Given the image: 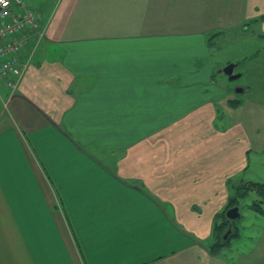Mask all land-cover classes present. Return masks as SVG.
Wrapping results in <instances>:
<instances>
[{"label":"crops","instance_id":"0c3cea01","mask_svg":"<svg viewBox=\"0 0 264 264\" xmlns=\"http://www.w3.org/2000/svg\"><path fill=\"white\" fill-rule=\"evenodd\" d=\"M263 12L59 0L40 13L16 89L0 86V264H248L210 250L251 147L223 123L206 35Z\"/></svg>","mask_w":264,"mask_h":264},{"label":"rangeland","instance_id":"374dc122","mask_svg":"<svg viewBox=\"0 0 264 264\" xmlns=\"http://www.w3.org/2000/svg\"><path fill=\"white\" fill-rule=\"evenodd\" d=\"M27 1L32 8L44 14L45 9L51 10L59 0ZM246 21L245 24L224 28L231 31L207 34L206 41L208 61L214 67L212 84H217L219 90L223 91L217 99L220 114L227 117L223 123L238 121L248 132L251 147L246 154L243 173L231 177L227 182L231 189L233 185L237 186L235 190L232 189V193L234 197L237 196L236 206L240 216L233 221L238 234L230 238L229 247L224 248L223 252L234 258L246 257L250 260L248 264H264V215L251 208L260 198L253 190H248L251 186L246 181L264 183V14ZM198 62L203 66V60ZM228 63L236 64L235 73H241V77L233 82H228L225 76L217 73ZM237 88L245 92L236 94ZM243 187L247 188V192L240 196ZM261 206L264 209V205ZM223 220L220 217L217 224ZM226 231H223L222 239ZM231 231L234 229L231 228Z\"/></svg>","mask_w":264,"mask_h":264},{"label":"built area","instance_id":"2783aa9c","mask_svg":"<svg viewBox=\"0 0 264 264\" xmlns=\"http://www.w3.org/2000/svg\"><path fill=\"white\" fill-rule=\"evenodd\" d=\"M44 33L40 12L26 0H0V86L16 89Z\"/></svg>","mask_w":264,"mask_h":264},{"label":"trees","instance_id":"16d2710c","mask_svg":"<svg viewBox=\"0 0 264 264\" xmlns=\"http://www.w3.org/2000/svg\"><path fill=\"white\" fill-rule=\"evenodd\" d=\"M237 104V103H236ZM236 104H233L235 106ZM251 187L248 188V190H253L260 198V200L253 204L251 208L258 214L264 215V209L262 208L261 205H264V183H251L249 184ZM243 194L240 193L241 195H245L247 192V188L243 187ZM237 197V196H236ZM236 197L229 199L227 202L228 204L226 205L225 209L223 210L222 213L216 216L215 218V226L213 229V239L215 240V243H213L210 247V250L212 253H215L219 251L221 248L226 247L229 245L230 238L237 236L238 232L236 228L233 226V222L229 223L226 218H225V212L233 207L236 206ZM222 217L224 220L222 223L217 224V221L219 218ZM230 224L231 228L234 229V231H231L230 234L226 239H222L221 235L223 234V231L228 228V225Z\"/></svg>","mask_w":264,"mask_h":264},{"label":"water","instance_id":"95a60500","mask_svg":"<svg viewBox=\"0 0 264 264\" xmlns=\"http://www.w3.org/2000/svg\"><path fill=\"white\" fill-rule=\"evenodd\" d=\"M236 68H237L236 64L228 63L223 68L219 69L217 73L225 76L228 82H233L241 77V73H235ZM235 92L236 94H241L244 92V90L241 88H237L235 89ZM239 216L240 214H239V210L237 206L231 207L225 212V218L229 223L238 219ZM230 232H231V226L229 224L223 239H226L228 235L230 234Z\"/></svg>","mask_w":264,"mask_h":264}]
</instances>
